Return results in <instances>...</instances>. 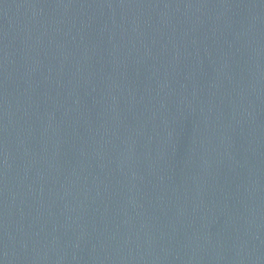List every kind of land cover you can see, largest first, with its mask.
Wrapping results in <instances>:
<instances>
[{"label":"water","instance_id":"obj_1","mask_svg":"<svg viewBox=\"0 0 264 264\" xmlns=\"http://www.w3.org/2000/svg\"><path fill=\"white\" fill-rule=\"evenodd\" d=\"M0 264H264V0H0Z\"/></svg>","mask_w":264,"mask_h":264}]
</instances>
